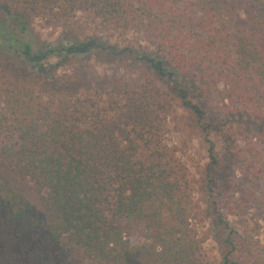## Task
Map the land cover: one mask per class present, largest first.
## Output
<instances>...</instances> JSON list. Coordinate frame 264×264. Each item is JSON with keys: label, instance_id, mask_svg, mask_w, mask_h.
<instances>
[{"label": "trees", "instance_id": "16d2710c", "mask_svg": "<svg viewBox=\"0 0 264 264\" xmlns=\"http://www.w3.org/2000/svg\"><path fill=\"white\" fill-rule=\"evenodd\" d=\"M37 21L58 38L41 40ZM84 25L101 34H77ZM112 27L138 43L112 42ZM91 59L121 75L91 73ZM167 93L202 123L220 264H264L211 174L228 195L240 152L250 184L264 185V0H0V264L191 263L173 185L136 161ZM254 196L264 205V190Z\"/></svg>", "mask_w": 264, "mask_h": 264}, {"label": "rangeland", "instance_id": "374dc122", "mask_svg": "<svg viewBox=\"0 0 264 264\" xmlns=\"http://www.w3.org/2000/svg\"><path fill=\"white\" fill-rule=\"evenodd\" d=\"M82 19L87 20L84 16ZM33 27L41 40L46 42H53L60 32V28L50 27L39 21L35 22ZM83 27L86 29H77L75 32L86 35L101 34L93 25ZM106 34L112 42L123 45L137 44L139 41L132 31L118 27L108 29ZM83 64H88L90 72L97 76L121 75L117 68L101 65L93 59ZM70 68L74 66L68 67ZM161 103L165 115L157 122L159 128L149 137V144L147 146L140 144L136 161L145 165H155L158 173L173 185V201L170 205L174 218H178V223L172 222L176 228L175 238L181 244L185 246L187 244L186 253L190 264H220L222 247L217 241L219 233L210 217L206 215L203 192L210 160L207 153L208 145L204 141L201 129L202 123L199 124L194 115L168 93ZM209 137L216 150L220 152L222 149L220 139L214 134ZM248 144L247 139H236V145L240 150ZM239 154L233 164V189H230L228 195L225 190H221L222 177L219 169L211 170V174L216 178L214 188L220 193L218 196L222 200L220 207L223 213L228 216L248 246L257 253L256 256H261L258 257L261 260L264 259V205L259 206L260 203L253 197L256 194L260 195L264 185L250 184L244 166L245 159ZM27 198L35 209H41L34 191L27 192ZM162 210L163 216L166 213L169 215L166 207ZM132 240L135 242L139 239ZM250 263L256 264L257 261L252 259Z\"/></svg>", "mask_w": 264, "mask_h": 264}]
</instances>
